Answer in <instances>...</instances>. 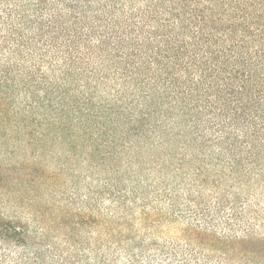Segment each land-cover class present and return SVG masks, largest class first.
<instances>
[{
	"label": "trees",
	"instance_id": "trees-1",
	"mask_svg": "<svg viewBox=\"0 0 264 264\" xmlns=\"http://www.w3.org/2000/svg\"><path fill=\"white\" fill-rule=\"evenodd\" d=\"M0 264H264V0H0Z\"/></svg>",
	"mask_w": 264,
	"mask_h": 264
}]
</instances>
